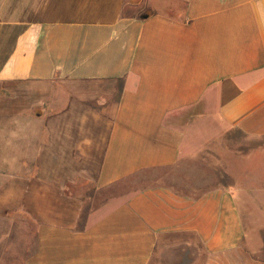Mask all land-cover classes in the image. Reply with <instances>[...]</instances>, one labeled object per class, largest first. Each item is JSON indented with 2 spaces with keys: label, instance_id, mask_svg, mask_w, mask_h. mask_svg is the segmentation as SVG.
<instances>
[{
  "label": "crops",
  "instance_id": "obj_1",
  "mask_svg": "<svg viewBox=\"0 0 264 264\" xmlns=\"http://www.w3.org/2000/svg\"><path fill=\"white\" fill-rule=\"evenodd\" d=\"M261 254L264 0H0V264Z\"/></svg>",
  "mask_w": 264,
  "mask_h": 264
},
{
  "label": "rangeland",
  "instance_id": "obj_2",
  "mask_svg": "<svg viewBox=\"0 0 264 264\" xmlns=\"http://www.w3.org/2000/svg\"><path fill=\"white\" fill-rule=\"evenodd\" d=\"M8 92V94H10L9 93V90L7 91ZM11 96V95H10ZM91 106V105H90ZM92 108H94V106L92 105L91 106ZM32 113V112H31ZM38 113V110H35L34 111V115L35 114H37ZM33 115V114H32ZM22 129H26V126H22ZM8 173H10V174H16V175H18L19 177H21L22 178V181H24V182H29L30 180H32L34 177H35V175H36V172L37 171H35V170H25V169H20V170H18V171H7ZM40 173L42 172V171H39ZM223 181V180H222ZM43 183H45V182H43ZM40 185L42 186V181H41V179H40ZM45 187V186H44ZM79 189H80V186L78 187V188H74V187H72V183H68L67 185H66V187H65V190H63V192L64 193H68V192H70V191H76V192H78V193H83V191H79ZM90 189H91V187H90ZM83 190H85L84 188H83ZM81 205H82V210H84V211H86V213L90 210V209H92V208H94L95 206H96V204H95V202H82L81 203ZM261 256L262 257H264V254H261Z\"/></svg>",
  "mask_w": 264,
  "mask_h": 264
}]
</instances>
